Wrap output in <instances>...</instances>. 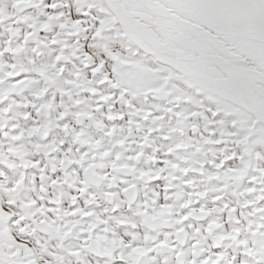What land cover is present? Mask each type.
Listing matches in <instances>:
<instances>
[{"label":"snow or ice","instance_id":"1","mask_svg":"<svg viewBox=\"0 0 264 264\" xmlns=\"http://www.w3.org/2000/svg\"><path fill=\"white\" fill-rule=\"evenodd\" d=\"M0 264H264V0H0Z\"/></svg>","mask_w":264,"mask_h":264}]
</instances>
